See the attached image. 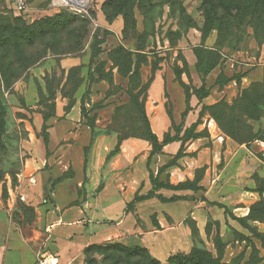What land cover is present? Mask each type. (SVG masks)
<instances>
[{
    "label": "rangeland",
    "instance_id": "obj_1",
    "mask_svg": "<svg viewBox=\"0 0 264 264\" xmlns=\"http://www.w3.org/2000/svg\"><path fill=\"white\" fill-rule=\"evenodd\" d=\"M89 1L93 20L75 16L86 30L78 35V45L50 34L52 53L38 48L35 53L44 54H34L37 60L24 69L17 65L7 86L0 83V197L12 220L33 224L34 206L49 208L55 185L76 173L81 182L73 185L78 194H85L87 166L97 157L94 143L114 141L109 157L122 140L139 139L149 152L148 170L155 183L150 180V190L136 193L139 200L125 209L133 211L149 200L134 214L140 231L157 230V216L170 224V216L160 211L161 202L175 206L181 200L223 201L228 207L225 219L209 218L202 230L186 219L192 242L172 255L192 256L198 264H264V104L250 103L254 85L263 82L264 61L257 59L251 30L238 39L219 38L203 0ZM55 11L33 20L1 12L0 29L29 26L59 14L74 17L63 9ZM52 24L62 29L60 22ZM162 68L177 74L196 111L192 118L184 113L170 123L165 135L180 144L168 158L151 153L152 142L145 138L152 130L147 115L148 125L143 117L149 80ZM212 68L220 69L216 78L207 77ZM193 142L195 148L185 152ZM197 152L203 164L187 176L184 157L196 158ZM175 160L178 173H184L180 181L164 168ZM39 162L41 167L33 168ZM74 163L80 164L79 170ZM39 171L48 178L45 195L36 178ZM64 182L59 187L63 206L72 201L65 197L69 187ZM177 185L180 189L173 188ZM219 188L226 189L230 200L218 195ZM36 196L41 197L39 203ZM143 247L111 240L96 243L87 248L84 264H146Z\"/></svg>",
    "mask_w": 264,
    "mask_h": 264
},
{
    "label": "crops",
    "instance_id": "obj_2",
    "mask_svg": "<svg viewBox=\"0 0 264 264\" xmlns=\"http://www.w3.org/2000/svg\"><path fill=\"white\" fill-rule=\"evenodd\" d=\"M47 1L28 0L29 10L22 15L15 12L8 3L0 2V13L9 11L33 20L56 12L55 9L47 7ZM215 39V36L210 39L211 44ZM257 48L258 61H264V44ZM250 58L255 59L252 55ZM219 72L220 69L216 71V68H212L207 77L216 78ZM193 107L192 100L186 99L178 85L177 74L174 71L162 68L152 73L144 111L149 119L150 128L159 141L168 132L171 122L180 121L184 113L188 119L192 118L193 114H196ZM108 138L113 140L114 135ZM178 141L165 143L157 155L163 158L167 153H175L179 148L180 140ZM114 144V141L110 143L100 141L93 144L92 151L94 157L97 153V157L89 161L87 166L85 194H78L73 185L74 182H77V185L81 182L76 173L72 179L62 181L69 187L65 197L72 199L71 204L63 206L62 199H59V187L63 183L58 182L54 190L49 193L55 198L51 206L47 209L34 206L37 221L33 224L16 225L8 205H4L0 197V264H35L38 256L43 252L56 255L60 264H84L85 249L107 240L118 241L125 245L138 243L144 246L152 257L165 264L169 256L178 250H186L192 242L186 219L192 221L198 230L206 226L209 218L216 221L225 219L228 207L223 201H213L209 198L207 200L210 202L203 199L198 202L181 200L179 205L175 206L161 202L160 211L164 210L170 216V224L166 222L165 217L157 216L159 227L157 230L148 227L140 231L141 228L136 223L134 214L141 211L140 204L149 200L139 202L136 205L137 209L134 208L133 211L126 212L125 209L136 193H145L151 188L148 170L149 152L144 149L145 144L139 139H124L117 144V150L107 157L106 153ZM195 146V142L188 144L185 152H189ZM199 154L200 152H197L196 158L184 157V164L188 166L185 170L187 176H190L191 168L203 164ZM101 155L104 156L99 159ZM175 163L166 164L164 168L166 171L170 169V175L175 181H180L184 178V173H178ZM41 164L39 162L32 166L40 168ZM74 164V169L79 170L80 164ZM36 178L40 180L39 189L45 195L43 184L48 178L42 171H39ZM210 189L208 188L205 194H208ZM225 190L219 188L218 195L230 200L231 197ZM40 199L41 197L38 196L36 203H39Z\"/></svg>",
    "mask_w": 264,
    "mask_h": 264
},
{
    "label": "trees",
    "instance_id": "obj_3",
    "mask_svg": "<svg viewBox=\"0 0 264 264\" xmlns=\"http://www.w3.org/2000/svg\"><path fill=\"white\" fill-rule=\"evenodd\" d=\"M204 13L211 18L216 24V29L219 34V38H236L240 37V33H245L247 29L252 32L253 39L257 46L264 44V0H203ZM73 16L59 14L54 17H46L45 19L33 23L29 26L21 25H8L7 27L0 29V83L5 86L8 85L11 79L9 75L16 73V66L25 68L28 65L34 63L38 57H34V54L42 55L44 53H35L38 48L44 50L43 52H53L54 44L49 35L58 36L59 40L67 45H78V35H82L86 32L82 25V20L77 19L75 14ZM79 16V15H77ZM83 18V17H81ZM86 19V18H84ZM52 21L60 22L62 29H58L56 24H52ZM227 42V41H226ZM230 44V42H228ZM61 52H72V50H61ZM23 66V67H22ZM12 71V72H11ZM253 102L264 104V78L262 83L254 85ZM187 99V97H186ZM143 117L148 125L145 111L143 109ZM148 140L151 145V153L159 154L162 150V146L176 138L170 139L167 135L159 141L154 133L149 129ZM234 138L235 136L232 135ZM176 161V160H175ZM175 162H170L168 165H172ZM167 166V165H166ZM149 178L155 187L154 179L149 171ZM173 188L180 189L177 186ZM139 200L138 197H134V200ZM129 204V203H128ZM261 242L264 247V236L261 238ZM88 248V247H87ZM84 251V255L87 251ZM143 253L145 255L146 264H161L157 259L152 257L148 250L143 247ZM264 259V258H263ZM118 262V260H116ZM137 263V262H136ZM126 263V264H136ZM195 263L192 256L188 258H182L179 256H169L166 264H193ZM137 264H143L141 260ZM198 264V263H195Z\"/></svg>",
    "mask_w": 264,
    "mask_h": 264
},
{
    "label": "built area",
    "instance_id": "obj_4",
    "mask_svg": "<svg viewBox=\"0 0 264 264\" xmlns=\"http://www.w3.org/2000/svg\"><path fill=\"white\" fill-rule=\"evenodd\" d=\"M0 2L8 3L11 8L22 15L29 10V2L28 0H0ZM47 7L52 9H63L72 14L79 15L81 17H85L93 20L89 15V0H48ZM35 264H60L58 257L51 253L43 252L41 253Z\"/></svg>",
    "mask_w": 264,
    "mask_h": 264
}]
</instances>
